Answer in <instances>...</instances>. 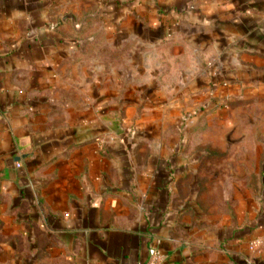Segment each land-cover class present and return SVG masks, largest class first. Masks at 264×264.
Returning <instances> with one entry per match:
<instances>
[{"label":"crops","instance_id":"1","mask_svg":"<svg viewBox=\"0 0 264 264\" xmlns=\"http://www.w3.org/2000/svg\"><path fill=\"white\" fill-rule=\"evenodd\" d=\"M203 120L244 147L225 209L201 196ZM252 131L264 0H0V264H264Z\"/></svg>","mask_w":264,"mask_h":264},{"label":"rangeland","instance_id":"2","mask_svg":"<svg viewBox=\"0 0 264 264\" xmlns=\"http://www.w3.org/2000/svg\"><path fill=\"white\" fill-rule=\"evenodd\" d=\"M241 108V107H240ZM238 108V110L240 109ZM260 107L248 104L244 105L242 108V113L240 112L237 122L240 127L241 122L255 124L260 120ZM201 126L196 128L191 134V138L197 144L196 148L200 151H203L204 158L201 167L203 169V173L205 174L202 179L199 180L201 183V196L207 198L209 204H213V206L217 207L218 209L222 208L225 209V205L230 202V197L227 198L225 195L226 187L230 186V180L225 178V171L229 168V165L225 163V158L230 155L241 156L242 147L235 148L234 151L231 153L227 151L228 148H231L230 140L233 141L234 137H232L231 132H225L221 130L217 131H210L207 123L203 120ZM253 135H250L252 140H256L259 143H255L254 147H249V154L255 155V151L261 149L262 140L264 141V137L259 135L261 132L259 131H252ZM224 141L225 147H211L210 141L217 142V141ZM229 144V146H228ZM254 144V143H253ZM260 146V147H258ZM255 163L251 162L249 165V170L251 174L255 171ZM236 168V167H235ZM256 180L253 178L249 179L250 185H253ZM226 197V198H225ZM209 207V206H208Z\"/></svg>","mask_w":264,"mask_h":264},{"label":"built area","instance_id":"3","mask_svg":"<svg viewBox=\"0 0 264 264\" xmlns=\"http://www.w3.org/2000/svg\"><path fill=\"white\" fill-rule=\"evenodd\" d=\"M148 252H149V258L147 259V261H145L144 263H139V264H158V261H159L158 252L153 248H150Z\"/></svg>","mask_w":264,"mask_h":264}]
</instances>
